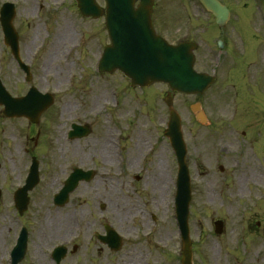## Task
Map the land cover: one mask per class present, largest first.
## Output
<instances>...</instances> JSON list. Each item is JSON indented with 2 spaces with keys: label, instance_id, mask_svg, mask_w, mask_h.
<instances>
[{
  "label": "rangeland",
  "instance_id": "rangeland-1",
  "mask_svg": "<svg viewBox=\"0 0 264 264\" xmlns=\"http://www.w3.org/2000/svg\"><path fill=\"white\" fill-rule=\"evenodd\" d=\"M4 2L15 6L13 26L32 79L24 81L3 44L1 27L0 79L13 96H22L33 86L50 93L54 103L36 125L22 118L6 119L0 107V264L9 263V250L22 226L29 234L20 264H53L49 252L65 241L75 243L77 251L62 264H123L121 253L128 248H133L140 264H179L173 194L177 165L162 135L168 120L162 100L167 86L130 90L121 73L98 74V58L109 43L104 19L81 17L73 0H0V7ZM97 2L103 6L102 0ZM232 7L238 13L262 9L257 0H235ZM158 25L169 41L181 35L182 31L164 30L161 21ZM248 44L246 37L247 48ZM202 49L197 57L204 55ZM201 64L197 62L195 69L201 70ZM246 81L247 89L263 98L254 106L257 113L264 107V89L253 87L250 73ZM230 83L222 77L203 95L173 94V108L182 119L187 146L193 264H264V118L254 115L251 103V126H255L245 127L249 132L244 126H234L236 104L229 95ZM195 102L201 103L208 123L196 121L190 112ZM74 123L88 124L90 134L69 140L67 133ZM241 134L251 139L245 142ZM32 156L39 162V183L29 192L27 210L20 216L12 195L23 184ZM73 168L92 169L96 178L110 179L101 187L95 181L79 184L66 205L56 207L52 198ZM99 203L105 205L104 211ZM112 203H134L139 213L144 214V208L154 214L152 239H125L127 244L119 253L109 252L96 241L93 235L101 233L100 224L119 229L106 211ZM217 220L224 223L219 235L213 226ZM129 227L134 228L132 237H143V221L136 219Z\"/></svg>",
  "mask_w": 264,
  "mask_h": 264
},
{
  "label": "water",
  "instance_id": "water-1",
  "mask_svg": "<svg viewBox=\"0 0 264 264\" xmlns=\"http://www.w3.org/2000/svg\"><path fill=\"white\" fill-rule=\"evenodd\" d=\"M82 16L98 18L102 11L94 0H76ZM136 0H106L105 26L111 45L104 49L99 60L98 71L110 73L118 69L130 80V85L147 86L155 82L168 85L171 92L186 94L202 93L211 83L212 79L193 71L192 44H180L176 47L167 45L156 36L150 22V13L153 0H138L139 5L134 8ZM206 8L217 14L222 11L215 0H201ZM0 23L5 36V44L10 47L12 54L18 60L17 35L11 21L14 10L11 5H4L0 13ZM23 67V66H22ZM27 71V68L24 67ZM170 109L169 122L164 135L169 139L176 154L179 175L177 182L176 213L181 236L184 242L183 264H191V251L188 236L187 218L190 201V186L187 167L184 162L186 153L181 132V121L178 114L171 108L172 96L168 93L164 98ZM52 97L41 95L35 89L19 99L11 98L0 82V105L4 106L3 114L6 117H25L36 123L39 115L51 105ZM196 118L204 120L199 105L191 106ZM88 126L74 127L70 133L73 137L88 135ZM89 172L75 169L66 180L64 187L55 197L54 202L63 206L68 195L72 192L79 180H87ZM38 181L37 164H33L27 184L15 194L16 208L22 214L27 207V191L31 190ZM215 232L221 233L222 222H215ZM26 243V231H21L18 244L13 251V264L23 257Z\"/></svg>",
  "mask_w": 264,
  "mask_h": 264
},
{
  "label": "flooded vegetation",
  "instance_id": "flooded-vegetation-1",
  "mask_svg": "<svg viewBox=\"0 0 264 264\" xmlns=\"http://www.w3.org/2000/svg\"><path fill=\"white\" fill-rule=\"evenodd\" d=\"M220 1L227 5L229 9V13L221 25L216 22V18L212 14L194 5L191 7L192 11L187 12L186 16H181L176 11L173 12L171 10L168 0H155L154 24L160 31L161 27L158 24L161 21V24L165 26L164 30L182 31L180 34L184 39L196 40L205 52L202 56L203 58L197 57V62L202 63V71L208 72L209 64L222 57V63L217 72L215 69L210 71L215 76L216 81L222 77L230 80V87L233 90L234 98L239 99L238 106L243 109V113L234 118L235 124L236 126L249 127L250 124L246 123L247 106L250 103L246 78L248 73H250V77L255 81L254 86L257 88L261 85L264 73V19L256 17L254 13H236L230 6L233 0ZM157 9H160V15L157 14ZM194 9L195 11H193ZM246 37L249 40L248 48L245 45ZM239 47L243 48L242 52L238 50ZM109 179L108 177L99 176L96 178L95 173L93 179L87 182V184L95 181L97 183L96 186L101 187L100 184ZM135 180H139V177L135 176ZM101 193L105 194L106 189ZM112 193L108 192L107 195H112ZM98 206L102 211L105 210L104 204L99 203ZM110 206L111 208H107L106 211L111 213V221L119 224V229L116 231L120 235L119 239H122V247L119 252L123 251L127 244L125 239H152L153 235H151L152 230L150 229L152 221H155L154 215H148L144 208H142L144 214L139 213L138 205L134 203H112ZM136 219L143 221L142 238L132 237L131 235L134 232V228L131 229L129 224L136 221ZM106 225L104 223L100 224L101 233L95 232L93 235L94 239L99 241V239L105 238ZM127 227L131 231L127 230ZM86 231L88 239H92L90 230L86 229ZM132 250L133 248H128L121 253L123 264H140L136 262ZM76 251L77 247L74 251L72 247V251H68L65 259L68 256L75 255ZM88 255L91 256V253ZM88 261L91 262V257L88 258ZM97 264H101V261H98Z\"/></svg>",
  "mask_w": 264,
  "mask_h": 264
},
{
  "label": "bare ground",
  "instance_id": "bare-ground-1",
  "mask_svg": "<svg viewBox=\"0 0 264 264\" xmlns=\"http://www.w3.org/2000/svg\"><path fill=\"white\" fill-rule=\"evenodd\" d=\"M54 45H56L55 42H54ZM54 45H53V47H54ZM52 57H53V56H51V55L49 56L50 59H51ZM49 61H51V60H49ZM64 110H65V108H64ZM18 148H19V145H18ZM158 175H160V174H158ZM160 177H163V176L161 175Z\"/></svg>",
  "mask_w": 264,
  "mask_h": 264
}]
</instances>
